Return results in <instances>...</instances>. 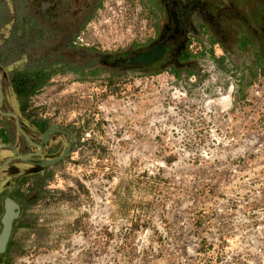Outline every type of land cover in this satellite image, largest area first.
<instances>
[{"label": "rangeland", "instance_id": "obj_1", "mask_svg": "<svg viewBox=\"0 0 264 264\" xmlns=\"http://www.w3.org/2000/svg\"><path fill=\"white\" fill-rule=\"evenodd\" d=\"M198 1L201 55L174 72L106 60L150 39L143 0H0L2 94L44 57L21 117L51 129L43 169L0 174L22 208L0 264H264V0Z\"/></svg>", "mask_w": 264, "mask_h": 264}, {"label": "flooded vegetation", "instance_id": "obj_2", "mask_svg": "<svg viewBox=\"0 0 264 264\" xmlns=\"http://www.w3.org/2000/svg\"><path fill=\"white\" fill-rule=\"evenodd\" d=\"M143 1L151 7L152 12L156 17L150 39L141 46L131 47L129 52L107 55L106 60L109 65L120 67L122 69H138L141 71L167 66L174 72L184 69L185 72H188L187 67L189 65L193 66L195 60L201 55V51H198L199 49L196 47L190 49L191 45L188 43L190 39H193V36L190 37L191 31L196 29L194 26L195 18L199 17L202 13L201 3L198 0ZM75 37L73 42L70 41V43L75 44ZM154 49L161 50V55L157 60L148 64L130 63V60L137 54ZM35 60L36 59L26 58V70L29 69L30 72L35 71ZM16 61L17 59L15 58L9 59L8 66H11ZM3 67L4 66L0 65V69ZM44 67L46 69V66L42 64L41 75L45 78ZM11 71L17 72L19 70L11 69ZM71 72L79 71L72 69ZM93 73V70L87 71V74L93 75ZM33 76L35 75H32L31 79H36V77ZM4 94L5 95L2 94V84L0 82V116L9 117L12 120L11 122L15 128V133L11 134L9 131H0V158L2 157L0 164L4 163V166L0 167V174L4 175L3 173L6 172L9 167L17 169L18 167L15 166V163L25 165L26 167L24 168H27L28 170L34 169L35 171H39L50 161L41 158L44 155L47 143L50 141L51 135L49 134L51 133V129L37 125L32 117L23 116L22 119L21 115L26 112L27 107L21 110L18 104L17 107L13 106L10 102L9 94L6 93L5 90ZM32 131L39 133V138H35ZM70 141L71 139H69V142ZM20 147L25 151L21 153ZM15 171L17 173V170H13L12 172ZM4 184V182H0V217L3 213V201L4 199L9 198L18 206V218L22 208L14 197L16 192L15 189H13L14 193L9 191V193H5L6 188L11 190L14 183L11 182L7 187H3ZM16 219L12 222L9 238Z\"/></svg>", "mask_w": 264, "mask_h": 264}, {"label": "trees", "instance_id": "obj_3", "mask_svg": "<svg viewBox=\"0 0 264 264\" xmlns=\"http://www.w3.org/2000/svg\"><path fill=\"white\" fill-rule=\"evenodd\" d=\"M18 8L21 9L22 5L19 6ZM5 14H6V12H5ZM23 17L24 18L22 20V23H20L18 21V18L15 19V26L16 27H14V29L18 28V30H20V32H22L24 34L26 31L25 25L27 22H30V26L32 25L34 29L36 27L37 22L35 21V19H28V17L26 15ZM7 22H8V19H7L6 15L4 17L0 16V27H1V25L5 24ZM9 37H10V35H9ZM7 41H8V39H7ZM7 41L0 44V65H2L4 67L8 66V64H9L8 62L10 59L9 51L5 50V48L8 46ZM246 42H247L246 38L244 36H242L240 38L238 45H237L238 48L243 50L247 45ZM42 64H43V58H38L34 62L35 71L30 72L29 69L26 70V68H25L26 63H24V66L20 71H17V72L10 71L9 75L7 76L8 77L7 82H8V86L10 88L9 90L13 94V96H15V100H16V102L19 105L21 110H23L25 108V103L27 102L28 98H30L44 83L45 78L42 77V75H41ZM32 75H35L33 77H36V79L32 80L31 79ZM11 248H12V242L10 241V238H9L8 242L6 244L4 254L0 255V256H4L6 258L9 255Z\"/></svg>", "mask_w": 264, "mask_h": 264}, {"label": "water", "instance_id": "obj_4", "mask_svg": "<svg viewBox=\"0 0 264 264\" xmlns=\"http://www.w3.org/2000/svg\"><path fill=\"white\" fill-rule=\"evenodd\" d=\"M161 50L154 49L148 52L137 54L130 63L148 64L157 60ZM18 206L9 198L3 201V213L0 217V255L4 253L9 239L12 222L17 218Z\"/></svg>", "mask_w": 264, "mask_h": 264}, {"label": "built area", "instance_id": "obj_5", "mask_svg": "<svg viewBox=\"0 0 264 264\" xmlns=\"http://www.w3.org/2000/svg\"><path fill=\"white\" fill-rule=\"evenodd\" d=\"M77 39L79 38V37H76Z\"/></svg>", "mask_w": 264, "mask_h": 264}]
</instances>
